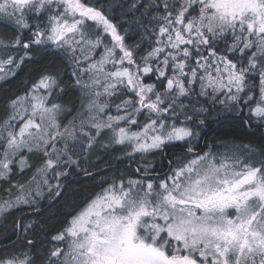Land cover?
Listing matches in <instances>:
<instances>
[{
  "label": "snow or ice",
  "instance_id": "snow-or-ice-1",
  "mask_svg": "<svg viewBox=\"0 0 264 264\" xmlns=\"http://www.w3.org/2000/svg\"><path fill=\"white\" fill-rule=\"evenodd\" d=\"M154 7L155 46L139 57L141 67L134 58L140 45H126L104 12L83 0H0V16L14 19L20 29L29 27L27 14L38 21L30 40L22 42L17 36L11 46L28 50L32 44L50 42L70 51L79 72L89 76L87 82L78 77L76 84L90 96V115L79 128L75 121L62 127L57 119L62 105H49L58 87L53 74L45 73L30 93L10 102L12 113L0 124V179L9 178L13 164L21 172L31 167L25 151L39 154L42 163L27 184H13L19 194L0 201V214L34 203L30 198L40 197L45 187L59 188V183H49V173L59 180L68 175L67 168L79 167L80 155L95 146L104 130L112 133L113 143L131 144L133 153L163 152L166 146L183 142L193 158L175 168L169 161L171 170L165 179L150 178L145 166L142 179L113 181L102 189L67 228L52 237L56 242L67 239L68 251L50 249L46 264H264V152L259 159L235 152L196 154L190 141L198 134L173 119V109L184 108L177 101L189 96L197 82L199 94L207 96L211 89L214 102L247 106L256 88L252 80L258 76L259 99L249 114L264 123V0H154ZM43 15L46 23L41 29ZM86 21L93 22L95 30ZM100 26L114 43L104 45L99 60H94L86 49L94 51L103 44L96 34ZM221 42L224 47L218 50ZM13 64L11 55L0 60V72ZM106 65L115 70L106 71ZM150 74L156 75V83H144L142 77ZM246 91L249 94L242 95ZM101 96L127 97L115 105L123 114L100 119L109 107L100 103ZM166 113L172 116L165 118ZM140 115H146L148 122L139 125ZM13 121H22L18 130ZM122 122L127 126L120 127ZM132 126L138 130L132 131ZM136 171L139 174L141 169ZM30 227L25 225L24 231ZM0 264L36 262L24 253L23 258H0Z\"/></svg>",
  "mask_w": 264,
  "mask_h": 264
},
{
  "label": "trees",
  "instance_id": "trees-1",
  "mask_svg": "<svg viewBox=\"0 0 264 264\" xmlns=\"http://www.w3.org/2000/svg\"><path fill=\"white\" fill-rule=\"evenodd\" d=\"M83 3L103 11L108 19L117 26V31L124 37L126 45L129 47L135 44L140 45L134 52V58L136 63L143 67L139 57L146 55L148 51H151V47L155 46L153 29L158 31L156 22L151 21V17L156 14L154 0H83ZM133 4L136 6L132 7ZM146 4L150 5L147 9L144 7ZM27 22L29 27L20 29L13 19L0 18V40L8 43L14 42L17 36L21 37L22 42L30 40L32 32L36 30L37 17L27 14ZM39 22L41 29H43L46 23V15L41 16ZM86 24L93 25L95 30L96 26L93 22L86 21ZM96 34L102 36L103 44L88 53L94 60L100 58L104 51V45L108 47L113 45L109 35L103 32L102 27H99ZM91 38L94 40L95 35ZM223 47L224 44L221 42L218 50L223 49ZM14 50H17L14 52L18 58L26 52L27 55L24 54L25 57L18 66L16 64L11 65L10 70H13H5L3 72L5 74L0 78V124L11 115L10 102L17 97L28 94L32 86L45 73L55 75L58 80V87L53 90L49 103L62 105L64 110L57 117L59 123L63 126L68 125L70 120H74L79 115L82 116L83 105L86 103V93L76 84V77L73 72H75L77 64L69 52L50 44H32L28 50L17 46L14 47ZM19 50L23 52L20 55H18ZM86 52H88L87 49ZM116 54L117 58L121 55L118 49H116ZM204 55L207 53L205 52ZM124 66L129 67L127 63ZM83 67H86V64ZM105 70L114 71L115 69L111 65H106ZM169 75H171L170 71ZM142 79L144 83H156L155 74H150V78L142 77ZM257 79L258 76L252 80V83L255 84ZM165 83L166 81H161V84ZM161 84H158V90L163 91ZM256 92L257 88L253 89L251 93ZM199 93L197 84H195L194 90L189 96L181 97L177 101V104H183L184 108L175 107L173 109L176 114L175 118H182L187 127L198 133V142L191 143L193 149L198 150V153H195L201 154L204 148H211V151L215 152L233 144L242 148L243 154L252 156L253 159H259L260 154L264 152V124L255 122V119L250 118L248 114L245 115L241 111L237 112L239 109L237 105L214 102L208 100V96ZM248 94L246 91L242 95ZM217 96L224 99L221 93H218ZM109 98L112 102L110 108L113 109V106L119 104L121 99L127 97L113 96ZM201 108L207 109V111H200ZM188 117L191 119H187ZM196 121L199 122V128L195 127ZM245 121L248 123L245 124ZM202 145L203 148L201 149ZM169 146L171 148L166 153L164 151L160 154L153 152L148 155V158L141 159V161L153 165L148 171L149 175L150 172L163 171L164 173L150 175V178L161 179L169 171L167 170L169 161H172V166H174L176 158L191 156L185 151L187 145L184 143L176 142ZM23 154L28 156L31 167L21 172L19 167L13 164L9 178L0 179V201L14 199L19 193L13 184H27L36 168L42 163L39 154H29L26 151ZM124 155L125 153L121 148H100L99 145H96L85 156L80 155L79 167L68 168V175L60 179V186L63 185V187L59 195L50 203L48 202L55 196L58 188L48 200L42 203L20 204L0 214V258L13 255L23 258V254L27 253L34 258L36 264H46L50 249L59 247L67 252L68 240L56 242L52 240V237L62 232L69 225L72 217L92 198L96 191L102 190L112 184L113 181L133 178L137 180L144 177L136 172L139 167L134 162L138 160L130 162V159L124 158ZM16 160H19V156L16 157ZM140 172L144 171L141 169ZM29 224L31 227L25 232L24 226ZM28 241L33 243L29 245ZM60 259H63V256Z\"/></svg>",
  "mask_w": 264,
  "mask_h": 264
},
{
  "label": "rangeland",
  "instance_id": "rangeland-1",
  "mask_svg": "<svg viewBox=\"0 0 264 264\" xmlns=\"http://www.w3.org/2000/svg\"><path fill=\"white\" fill-rule=\"evenodd\" d=\"M53 8H55V5H53L52 6ZM0 18H5V17H2V16H0ZM14 20V19H13ZM14 22H15V20H14ZM100 27H102V26H100ZM31 31V30H30ZM108 35H109V37H110V40L114 43V41L112 40V38H111V34L110 33H107ZM0 41H2V40H0ZM5 44H7V45H9V47H7V48H5L4 47V45ZM13 44V42H5V41H2V43H0V60H6L7 59V57L9 56V55H11V56H13V58H14V64H16V66L20 63V61H21V57H25V55L24 54H26V53H24L23 55L21 54V53H23V52H21L20 50H19V53H18V55H20L19 56V58L18 57H16V55H15V52L14 51H16L17 52V50H14V47H12L11 45ZM47 44H50V45H52L50 42L49 43H47ZM55 46V45H54ZM67 52H69V54L71 55V57H72V54H71V52L70 51H67ZM90 52V50H88V52H86V54H88ZM3 55V56H2ZM80 52H77L76 53V57L77 58H80ZM97 60H99V57H98V59ZM83 65L84 64H82V65H80L79 67H83ZM86 67H87V64H86ZM10 68H11V65H8V66H6L5 67V69H4V71L5 70H9V71H11V70H13V69H11L10 70ZM132 70H134V69H132ZM3 71V72H4ZM76 73H77V75H75V77H76V80H77V78L79 77L83 82H87L88 81V79H89V76L88 75H86V74H81L80 72H79V69H78V66L76 67V69L74 70ZM3 72H0V77L2 76V75H4L5 73H3ZM201 74H203V73H201ZM257 78V77H256ZM197 84V87H198V90L200 91V85H199V82H197L196 83ZM255 85H256V88H257V92L256 93H254V94H252L251 93V95L253 96V100L247 105V106H245L243 103H241L240 105H239V109H238V111L237 112H243L245 115H249V117L251 118V116H250V114H249V108H251V107H254L255 106V103H256V100L257 99H259V88H258V86H259V78L256 80V83H255ZM79 87H81V86H79ZM81 89L86 93V103L83 105V110L82 111H84L83 112V114H82V116L80 117V115L78 116V117H76L74 120H70V121H75V124H76V127L77 128H79V124H80V121L81 120H87L88 119V116L90 115L89 114V112L87 111V105H88V102H89V99H90V96H89V94L87 93V91L85 90V89H83L82 87H81ZM31 91V90H30ZM101 91H102V89H101ZM208 91V100H213L212 99V90L211 89H208L207 90ZM30 93V92H29ZM41 94H45L46 95V93H41ZM218 94V93H217ZM216 94V95H217ZM130 95H131V93H130ZM25 95H23V96H21V97H24ZM133 99H135V97L133 96ZM107 101H109V102H107ZM100 103L101 104H104V103H107L108 105H109V107H108V109H106V111H105V113H103V114H100V119H102V120H107V117L109 116V115H111V116H116V115H118V113H116V108L113 106V109H111L110 107H111V105H112V102H111V99L108 97V96H101L100 97ZM49 105H50V103H49ZM175 109V108H174ZM112 110V111H111ZM12 113V112H11ZM120 115H122L123 113H119ZM164 116H165V118H169V117H171L172 116V113H166V114H164ZM152 119H155V116L153 115L152 117H151ZM136 119H137V121H138V124L139 125H143V124H145V123H147L148 122V118H147V116L146 115H140V116H137L136 117ZM174 120H175V122L177 123V124H180V122H183V119L182 118H173ZM255 119V118H254ZM39 122V121H38ZM168 122L169 123H171L172 122V119H169L168 120ZM255 122H257L256 120H255ZM13 123L15 124V127H16V129L18 130V128H19V126H20V124L22 123V121H13ZM259 123V122H258ZM198 124H199V122L198 121H196L195 122V127H197V128H199L198 127ZM261 124H264V123H261ZM68 125L69 126H71L70 125V123H68ZM62 127H63V125H61ZM120 127H126L127 125H125L123 122L119 125ZM186 126V125H185ZM85 130H87V128L85 129ZM131 130L132 131H137L138 130V128H137V126H132V128H131ZM195 133V132H194ZM198 134V133H197ZM198 139H199V136L198 135H194L192 138H191V141H190V143H196V142H198ZM98 140H99V142H98ZM97 142H98V144H97ZM181 143H183V142H181ZM96 145H99L100 146V148L102 147V148H104L105 147V145H107V147H118V148H121L122 150H123V152L125 153V155H124V158H127V159H130V162H133V161H136V160H138L137 162H134L135 164H137V166L139 167V168H141L142 170H144V167L145 166H147L149 169H151L152 167H153V165H151L149 162H144V161H141V159L143 160V159H145V158H148V155L150 154V153H133V151H132V145L131 144H124V145H119V144H115V143H113L112 142V133L110 132V131H108V130H104L102 133H101V135L97 138V141H96V144H95V146L93 147V148H95L96 147ZM59 146V145H58ZM212 152L213 154H216L217 156H220V155H224V154H231V153H242L243 154V149L242 148H239V147H236L235 145H229V146H227V147H224L223 149H220V150H216L215 152H213V151H211V148H207L206 150H204L200 155H202V154H204L205 152ZM156 153H158V154H160L161 152L160 151H156ZM82 155V154H81ZM83 156H85V154H83ZM136 158V159H135ZM193 157H192V155L191 156H189V155H187V156H181V157H179V158H176L175 159V162H174V166H172L171 165V167L172 168H175V167H177L178 166V164L179 163H181V162H184V161H187V160H190V159H192ZM68 170V168L66 169V171ZM170 170L171 169H169V171H168V173L167 174H169L170 173ZM68 172V171H67ZM167 174L164 176V177H162L161 179H165L166 178V176H167ZM60 179H61V177L59 178V180H57V179H55L54 177H53V175L51 174V173H49V183L51 184V185H53V186H55L57 183H59V185H60ZM122 180H124V181H127V180H129V179H122ZM132 180H136V179H132ZM138 180V179H137ZM106 187H108V186H106ZM106 187H104V188H106ZM60 188V187H59ZM58 188V189H59ZM103 188V189H104ZM56 190H57V188L56 187H53V189L51 190V191H49L48 190V188L47 187H45L43 190H42V195L40 196V197H32V198H30V199H34V201L35 202H39V203H42V202H44V201H46V200H48L50 197H51V195L54 193V192H56ZM58 191V190H57ZM102 190H99V191H96L94 194H93V196H92V198L90 199V200H92L98 193H100ZM90 200H88L87 202H86V204L74 215V216H76L81 210H83L85 207H86V205L88 204V202L90 201ZM2 201V200H1ZM73 216V217H74ZM69 226V225H68ZM67 226V227H68ZM66 227V228H67Z\"/></svg>",
  "mask_w": 264,
  "mask_h": 264
},
{
  "label": "water",
  "instance_id": "water-1",
  "mask_svg": "<svg viewBox=\"0 0 264 264\" xmlns=\"http://www.w3.org/2000/svg\"><path fill=\"white\" fill-rule=\"evenodd\" d=\"M255 129V128H254ZM169 148H171L170 146L169 147H166L165 149H164V153H166L167 151H168V149ZM203 148V145H202V147H201V149ZM170 169V166H169V162H168V168H167V170H169ZM62 187H63V185L62 186H60V188H59V190L57 191V192H60L61 191V189H62ZM57 196V193L55 194V196L48 202V203H50L55 197Z\"/></svg>",
  "mask_w": 264,
  "mask_h": 264
},
{
  "label": "flooded vegetation",
  "instance_id": "flooded-vegetation-1",
  "mask_svg": "<svg viewBox=\"0 0 264 264\" xmlns=\"http://www.w3.org/2000/svg\"><path fill=\"white\" fill-rule=\"evenodd\" d=\"M205 149H206V148H204V150H205ZM204 150H203V151H204ZM185 151L187 152V149H186ZM185 151H184V152H185ZM197 151H198V150H196V151L194 150V152H197ZM203 151H202V152H203ZM197 153H198V152H197ZM136 172H137V171H136ZM139 174H140V175H143V176L145 175L144 172H140ZM160 174H164L163 171H162V172H150V175H160ZM150 175H149V173H148V176H150Z\"/></svg>",
  "mask_w": 264,
  "mask_h": 264
}]
</instances>
